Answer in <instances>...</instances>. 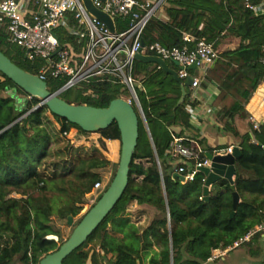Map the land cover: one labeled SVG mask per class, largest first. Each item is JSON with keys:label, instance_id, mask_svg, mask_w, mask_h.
<instances>
[{"label": "trees", "instance_id": "1", "mask_svg": "<svg viewBox=\"0 0 264 264\" xmlns=\"http://www.w3.org/2000/svg\"><path fill=\"white\" fill-rule=\"evenodd\" d=\"M166 2L165 21L151 19L144 30L145 54H153L150 46L155 42L167 48H191L193 44L183 40L186 34L212 43L214 49L222 38L240 39L235 49L218 53L199 85L216 86L217 116L239 139L234 189L221 180L219 191L210 193L209 200L204 201L202 173L187 182L173 176L175 164L167 154L177 134L172 129L179 127L181 137L183 131L192 129L188 107L194 108L196 103L191 102L190 89L185 87L186 96L178 104L181 84L162 70L147 72L148 64L136 61L135 75L144 76L140 85L149 89L147 98L138 99L146 124L155 123L156 129L148 130L149 138L139 125L126 190L105 220L63 264H206L213 250L232 246L264 218V126L252 125V139L248 133L240 135L226 121L243 117L246 103L264 81V14L255 15L240 0ZM262 2L251 0L253 5ZM126 26L116 20L117 30ZM7 37L0 27V52L25 72L37 74L39 65L25 62L20 51L7 43ZM167 64L176 69L172 63ZM193 71H189L191 75ZM64 82L47 81L48 91L55 92ZM77 88L82 100L67 101L63 98L66 91L61 99L68 104L106 108L111 101L122 98L112 82L92 80ZM39 103L38 98L26 94L0 73V264H13L15 260L38 264L69 238L60 245L47 239L59 237L53 220L68 221V217L74 219L80 214L85 197L103 181L100 171L112 165L104 155L105 141H120L115 122L88 133L52 114L46 106L35 109ZM47 114L59 123L57 134L49 129L54 125ZM72 129L98 137L92 154L78 156L81 149H73L69 142L63 148H54L59 143L57 136L65 137ZM195 142L203 152L213 151ZM51 143L55 144L53 148ZM234 191L240 198L235 211ZM135 207H142L152 217L142 231L130 219L129 211ZM259 241L263 239L257 234L242 246L251 247ZM92 242L95 245L86 249Z\"/></svg>", "mask_w": 264, "mask_h": 264}, {"label": "built area", "instance_id": "2", "mask_svg": "<svg viewBox=\"0 0 264 264\" xmlns=\"http://www.w3.org/2000/svg\"><path fill=\"white\" fill-rule=\"evenodd\" d=\"M166 1L92 0L97 10L113 18L115 33H112L104 23L87 12L82 0H0V27L6 30L9 45L23 51L25 60L33 66L39 65L35 75L40 80L64 79V84L55 92L62 94L92 80L119 83L130 94L129 98L122 99L131 105L133 103L144 117L136 92V85L144 78L135 75L137 54L155 56L166 63L176 62L178 65L174 70L178 78L184 82L192 78L189 87L191 102L206 69L218 57L212 43L196 40L188 34L183 36V40L192 43L191 48H167L155 42L150 46L153 54H145L144 30L151 19L165 21ZM240 1L255 15L264 14V9L253 5L251 0ZM117 19L119 23H127V26L117 30ZM194 64V70L199 69L202 76L190 74L189 67ZM153 68L161 70L153 64H148L146 70L151 73ZM253 122L255 126H264V118ZM178 134L173 135L167 154L172 161H176L174 173L183 176L184 182L192 181L197 173H202L201 168L210 166V161L195 140ZM232 149L220 150L219 154L231 153ZM205 180L204 175L202 181L205 183ZM106 186L104 181L96 183L91 193L101 195ZM257 234L264 239V218L232 246L225 250H213L207 262L223 258Z\"/></svg>", "mask_w": 264, "mask_h": 264}, {"label": "water", "instance_id": "3", "mask_svg": "<svg viewBox=\"0 0 264 264\" xmlns=\"http://www.w3.org/2000/svg\"><path fill=\"white\" fill-rule=\"evenodd\" d=\"M82 1L87 12L92 17L104 23L112 33H115V24L112 17L97 10L92 4V0ZM135 59L145 64L159 66L165 74L172 76L175 81L180 83L181 97L178 104L183 102L186 96L185 87L191 86L192 78H188L184 83L181 82L176 71L171 69L165 61L158 57L137 54ZM173 65L177 67L178 64L174 62ZM195 68L196 65L194 64L189 67V70H194ZM0 73L26 94L40 100V103L35 109L46 106L52 114L78 126L84 132H98L106 129L114 122L117 124L120 132L119 161L114 177L108 187L102 193L99 200L93 203V206L75 226L69 238L55 252L46 255L38 263L63 264V261L81 247L105 220L126 190L130 165L135 154L139 137L138 115L133 106L122 98L111 101L106 108L68 104L59 97L60 94L58 92H49L46 82L40 80L36 75L25 72L1 52ZM135 108L140 113L136 106ZM142 119L145 122V118L142 117ZM239 156L240 150L238 147H233L231 153L217 155H212L210 153L206 154L207 159L210 161V166L200 169V172L206 176L202 198L204 201H208L210 198L209 188L218 184L221 180L228 181L232 185V189H234V176L236 174L235 163ZM173 176L184 182L183 176L177 173H173ZM239 203V195L234 191L232 193V206L234 211ZM136 211L137 209H135V212ZM234 211L231 217L234 216ZM72 222L73 218L68 217V225H72Z\"/></svg>", "mask_w": 264, "mask_h": 264}, {"label": "crops", "instance_id": "4", "mask_svg": "<svg viewBox=\"0 0 264 264\" xmlns=\"http://www.w3.org/2000/svg\"><path fill=\"white\" fill-rule=\"evenodd\" d=\"M261 9H264V2L258 4ZM240 44L239 38L225 37L220 39L216 48L218 53L223 51L233 50ZM212 66V65H211ZM199 76H202L199 73ZM216 86L214 84H207L206 87L199 86L194 91L193 102L196 103L194 108H189L190 124L192 129L190 131H183V138L198 140L200 145L206 148H211L212 152H203L205 155L210 153L212 155L219 154L220 150L227 149L228 147H236L239 139L235 138L229 130L224 127V122L219 120L217 116L219 108L216 105ZM245 112L243 117L236 116L235 118L227 119V124L236 130L240 135L249 134L252 136L253 121L259 122L264 118V81L261 82L256 90L251 95L249 101L244 107ZM147 135L150 138L148 129ZM175 133L180 132L179 127L172 129ZM253 139V136H252ZM254 141V140H253ZM107 147V156L111 162L109 167V174L116 164L118 151L120 150V141L107 140L105 141ZM107 171V170H106ZM218 185H213L209 188V194L218 191ZM135 209L137 211L135 212ZM130 218L135 219L138 224H149L152 220L149 212L143 211L142 207H135L129 211ZM135 216V217H134ZM133 219V220H134ZM214 263V261H213ZM207 264H212L211 262Z\"/></svg>", "mask_w": 264, "mask_h": 264}, {"label": "rangeland", "instance_id": "5", "mask_svg": "<svg viewBox=\"0 0 264 264\" xmlns=\"http://www.w3.org/2000/svg\"><path fill=\"white\" fill-rule=\"evenodd\" d=\"M165 8H166V4L164 6V9ZM11 46L15 49H18L20 51L23 59L25 60L23 51H21L16 46H13V45H11ZM25 62L28 63V61H26V60H25ZM199 73H200V70L196 69L192 72V75L193 76H199ZM47 81L51 83V80H47ZM114 84L118 88L117 91H118L119 95H121L124 98L130 97L129 92L127 91V89L123 85H120L119 83H114ZM48 86L50 89L51 86L49 84H48ZM56 87L57 86L55 84V88ZM148 91H149L148 86H145L143 84H141V85L137 84L136 85L137 96L139 97L140 100H144L145 98L148 97V94H149ZM86 95L87 94H83V96H86ZM61 96H63V95L60 94L59 97L61 98ZM63 98H65L67 101H70V102H77L79 100H82L80 90L77 87L71 88L68 91H66ZM132 106L138 115L140 131L145 130V132L147 133L146 128L148 130H155L156 124L150 122L149 125H147L146 122H144V120L142 119L140 113L137 111V109L135 108V105L133 103H132ZM47 115H48L49 119L52 121L54 128H55L54 129L52 127H49V129L51 131L54 130L55 134H57L59 129H60L59 123H57L56 120L53 117H51L49 114H47ZM57 141L59 143L57 144L58 146L54 147L55 149L63 148L69 142V145H71L73 147V149H77V148L81 149L78 152V156L84 157L86 155H90L93 153L92 146L97 144L98 137L96 135L84 136V135H81L80 133L76 132L74 129H72V130H70V132L65 137L57 136ZM53 145H55V144L51 143V148H53ZM104 155L109 160L107 153ZM119 156H120V150L118 151V154H117L116 164L113 165V169L110 172V174L108 171L109 168L106 169L107 171L106 170L100 171L102 173L103 181H104L105 185L108 182H110L114 176V172L117 169ZM173 163L176 164V161H173ZM215 185L217 186V184H215ZM218 191H219V189H218ZM12 197L19 198L20 196L17 194H13ZM98 197H99V195L97 196L96 192H94L93 194L90 193L85 197L84 203L80 205L81 212L76 218L73 219L72 225H68L67 221H65V220L54 219L52 222V225L55 227L56 230L59 231V237H54L53 239H51V238H47V239L48 240H54L58 245H60L62 242H64L68 238V236H70L73 229L78 224L79 220L88 212V210L92 207L93 203L97 201ZM133 219H131V221L134 222L135 225L138 228H140L141 231L144 230L148 226V224H146V223L138 224L139 221H137L135 219L133 220ZM50 237H52V236H50ZM94 245H95V243L92 242L91 244H89L86 247V249H88ZM253 252L256 254L253 255ZM143 260H145V259H143ZM207 263L208 262H206V264ZM211 263L212 264H264V239L261 242L260 241L259 242H253L251 247L241 245V246L231 250L228 254H225L222 259H217L214 261V263L213 262H211ZM13 264H21V263L18 260H15Z\"/></svg>", "mask_w": 264, "mask_h": 264}, {"label": "bare ground", "instance_id": "6", "mask_svg": "<svg viewBox=\"0 0 264 264\" xmlns=\"http://www.w3.org/2000/svg\"><path fill=\"white\" fill-rule=\"evenodd\" d=\"M49 238L53 239L54 237H49Z\"/></svg>", "mask_w": 264, "mask_h": 264}, {"label": "clouds", "instance_id": "7", "mask_svg": "<svg viewBox=\"0 0 264 264\" xmlns=\"http://www.w3.org/2000/svg\"><path fill=\"white\" fill-rule=\"evenodd\" d=\"M108 187V186H107ZM95 203V202H94Z\"/></svg>", "mask_w": 264, "mask_h": 264}]
</instances>
